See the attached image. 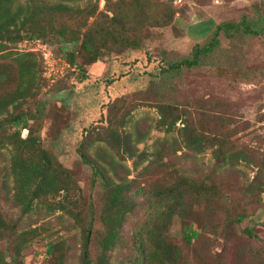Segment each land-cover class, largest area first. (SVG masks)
<instances>
[{"label":"trees","instance_id":"1","mask_svg":"<svg viewBox=\"0 0 264 264\" xmlns=\"http://www.w3.org/2000/svg\"><path fill=\"white\" fill-rule=\"evenodd\" d=\"M76 1L0 0V162L5 159L4 151L10 154L6 181L0 182V264H24V253L33 243L53 236L50 224L25 229L7 217L3 201L9 194V178L14 184L12 199L21 208L22 215L30 214L37 205H44L50 213H62L59 216L62 224L65 216L73 220L70 229L80 232L78 238L75 235L71 238V243L78 239L79 264H113V253L118 249L127 250L125 264H192L193 261L211 264L212 261L198 254L195 243L208 235L230 239L237 236L239 231L235 227L262 206L264 168L258 181L243 187L217 175L222 170L234 171L240 163H250L251 152L234 148L233 131L228 122L209 110L201 112L196 107L198 100L182 105L168 100L155 105L160 116L155 127L167 137L155 143L156 150L151 154L139 152L136 147L147 138L144 126L136 125L135 134L122 131L136 107L133 98L162 96L186 74L209 69L222 74V66H218L223 53L222 36L231 43L244 38L264 43L263 7L253 16L244 15L239 21L219 24L187 56L164 57L162 65L155 72H149L152 79L145 91L119 97L107 106V125L102 126L103 132L94 129L89 138L97 133L96 141L108 143L118 155L123 154L122 159L133 160L135 170L146 162L149 164L129 180L131 171L113 158H107L101 149L97 158L91 156L89 149L94 140L87 138L77 151L82 164L92 172V193L86 196L78 174L64 167L43 146L40 132L48 116V105L40 96L48 84L43 78L45 67L38 63V54L18 52L14 50L16 45L36 41L55 45L56 57L77 69L76 79L82 83L88 79L87 67L108 57L120 58L122 66L130 68L132 63L127 62V55L144 49L151 30L172 26L180 10L157 0H104L102 10L98 2H89L84 8L68 4ZM262 72L245 70L240 76L251 81ZM125 77L127 74L119 79ZM178 122L183 125L180 129H177ZM24 131L28 132L25 138ZM176 132L178 137L170 140L168 136ZM180 149L190 154L184 158L193 160L212 150L214 167L208 172L184 167L176 170L175 165L181 160L177 156ZM168 171L165 178L176 175L175 180L157 187L158 176ZM236 189L252 208L243 203L236 204L234 210L230 208L231 199L226 191ZM176 217L182 226L180 244L168 239ZM131 222L134 230L124 235V229ZM245 234L253 238L251 230L246 229ZM69 241L59 238L48 244L47 254H57L56 264H70ZM3 243L8 247L2 249ZM186 249L193 251V258L186 256ZM260 257L264 264V254ZM255 258L256 253L250 257L252 263Z\"/></svg>","mask_w":264,"mask_h":264},{"label":"rangeland","instance_id":"2","mask_svg":"<svg viewBox=\"0 0 264 264\" xmlns=\"http://www.w3.org/2000/svg\"><path fill=\"white\" fill-rule=\"evenodd\" d=\"M28 1L18 0L20 3ZM157 1L173 4L180 12L177 13L172 26L151 30V37L141 52L127 55V62L132 63L130 68L123 67L120 58L108 57L103 62L87 67L88 79L79 83L76 79L77 69L70 68L64 60L56 57L55 45L51 46L42 41L24 42L16 45L14 49L18 52L38 54V63L45 67L43 78L47 79L48 84L40 100L48 105V116L46 115L42 122L40 132L42 143L64 167L78 174L79 184L86 196L92 193V172L82 164L77 151L87 138L94 140L89 149L90 155L97 158L98 150L101 149L107 158H113L116 163L131 171L129 180L136 178L142 168L149 164L146 162L135 170L133 160L122 159L123 154L118 155L108 143L96 141L97 133L89 138L94 129L103 132L102 126L107 125L109 114L107 106L119 97H131L145 91L152 79L149 72H155L162 65L164 57L170 59L185 57L191 53L195 44L205 42L219 24L239 21L244 15L253 16L256 10H261L262 7L264 9V0H182L181 3L179 0ZM89 2H98L100 10L105 6L104 0H78L68 4L84 8ZM221 44L223 53L218 66H222L220 71L222 74L210 69L201 73L186 74L173 89L162 96H148L140 100L133 98L132 102L136 107L127 117V125L122 133L135 134L136 125L144 126L145 131H148L147 138L144 143L136 144V147L139 152L151 154L156 150L155 143L167 137V134L155 127L160 117L155 105L168 100L176 101L180 105L186 101L198 100L196 107L201 109V112L209 110L212 115L222 116L228 122L230 130L233 131L234 148H246L251 152L250 163H240L234 171L227 169L226 172L224 170L217 172V175H223L232 183H239L243 187L244 184L258 181L261 169L264 168V72L261 75H253L254 79L251 81L240 76V73L245 70L249 73L264 71V43L245 38L231 43L222 36ZM121 74H127L128 77L119 79V76H123ZM193 118L199 120L195 113ZM216 125L219 127L221 124ZM182 127L183 125L178 122L177 129ZM27 134L28 132L24 131L22 137L25 138ZM168 137L174 140L178 133ZM3 153L5 159L0 162V182L6 181V167L10 157L8 151ZM184 155L190 154L185 149L177 151V156L181 157V160L176 163V170L184 167L190 170L204 169V172H208L214 167L212 150L198 155L195 160L190 157L184 158ZM105 166L110 169L108 165ZM164 174L158 176L157 187L168 185L176 178V175L165 178L169 171ZM123 175H126V171H123ZM7 183L9 194L3 201L7 217L25 229L29 226L34 228L44 223L50 224V234H53L49 239L35 242L29 247L24 253V264H56L57 254L49 256L47 248L50 242H56L59 238L70 240V264H79L78 239L71 243V238L74 235L78 238L80 232L70 229L73 220L65 216L62 224L59 221L62 213H50L44 205H37L30 214L22 215L21 208L12 199L13 179L9 178ZM226 193L230 195V208L233 210L236 204L249 203H245L246 200L238 189ZM261 205L255 215L248 217L239 227H235L239 231L236 237L231 239L220 235L202 237L195 243L198 254H202L203 258L212 261L213 264L222 261L224 264H250V257L256 253V258L251 264H262L260 255L264 254V194L261 195ZM247 207L252 208V205L248 204ZM246 229L252 231L253 238L245 234ZM133 230L134 223L131 222L124 229V235L128 236ZM169 233V241L180 244L182 226L178 217L173 220ZM7 247L6 243L1 246L2 249ZM126 251L123 249L115 251L113 264H125L128 256ZM185 254L189 259L194 257L191 249H186ZM192 264H197V261H193Z\"/></svg>","mask_w":264,"mask_h":264},{"label":"built area","instance_id":"3","mask_svg":"<svg viewBox=\"0 0 264 264\" xmlns=\"http://www.w3.org/2000/svg\"><path fill=\"white\" fill-rule=\"evenodd\" d=\"M179 2L181 3V2H182V0H179Z\"/></svg>","mask_w":264,"mask_h":264}]
</instances>
